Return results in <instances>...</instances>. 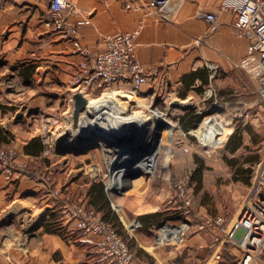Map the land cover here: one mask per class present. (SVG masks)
Masks as SVG:
<instances>
[{"label": "crops", "instance_id": "obj_1", "mask_svg": "<svg viewBox=\"0 0 264 264\" xmlns=\"http://www.w3.org/2000/svg\"><path fill=\"white\" fill-rule=\"evenodd\" d=\"M71 1L77 7L72 18L84 21L79 29L81 42L90 48H103V36L131 29L144 20L136 56L150 72L142 93L159 92L163 84H169L172 91L180 84L184 96L199 84L212 81L218 71L230 74L237 70L245 76V94L260 87L261 69L238 66L247 54L248 40L237 34L233 11L219 9L222 0H182L177 8L178 0H170L166 7L170 14L163 19L127 9L121 0ZM48 7V0H0V142L16 149V159L24 164L26 173L18 178L0 174V264H97L95 237L80 232L73 221L59 215L67 199L98 211L126 242L129 237L127 244L138 263L171 264L170 260L191 244L166 250L163 245L168 242L157 241V205L149 209L136 199L131 204L122 203L119 210L126 205L122 216L108 202L101 184H79L74 176L67 178L61 157L72 151L58 149L56 158L43 154L38 139L40 116L58 114L64 121L71 117L74 91L70 79L78 60L69 41L42 23ZM206 10L218 15L219 26L213 33L208 31L207 20L197 13ZM117 86L128 89L123 83ZM46 97L53 98L52 102L47 103ZM21 109L26 124L17 118ZM52 183L61 187L60 195L50 194ZM134 217L139 224L130 233L123 221ZM56 220L60 232L48 231L46 227ZM192 229L188 241L197 250L206 249L193 263L201 264L204 259L203 264H226L230 255L238 258L239 253H234L240 250L238 245L223 238L214 242L208 230L204 231L209 239L200 238L203 230ZM218 250L222 259L214 257Z\"/></svg>", "mask_w": 264, "mask_h": 264}, {"label": "rangeland", "instance_id": "obj_2", "mask_svg": "<svg viewBox=\"0 0 264 264\" xmlns=\"http://www.w3.org/2000/svg\"><path fill=\"white\" fill-rule=\"evenodd\" d=\"M121 1L127 8L126 0ZM244 77L239 70L237 73L232 71L230 74L218 71L215 78L209 81L215 88L216 103H213L215 99L213 94L204 98L203 90L209 82L205 83L206 86L199 84L184 96L181 95L184 89L180 87V84L172 91L169 84H163L161 90L154 94L139 91L134 95L121 89L122 92L119 93L124 94L113 96L112 101L122 103L121 107L124 111L127 110L134 115L140 114L148 122L142 132L137 130L136 133L130 134L127 143L133 147V154L143 147H149L154 140L152 138L157 135L154 134L157 129L169 131V136L154 140L156 152L152 173L134 178H131L129 174L126 176L122 174L121 179L124 180L122 186H115L108 194L106 193L103 186L104 181H110L111 175L113 176L109 170L113 157H117V154L119 158L123 154L128 158L133 156L131 152L119 154L116 151L120 148L115 144L119 136L117 133L114 134L116 137L112 142L115 145L99 141L94 148L86 152L74 154L72 151L63 158L59 156L65 161L64 169L67 170V178L74 176L79 184L85 181L101 184L107 199L109 198L108 202L111 199L116 203L127 205L138 200L140 204L142 203L141 205L149 209L157 205L160 220L157 226L166 223L177 227L184 219L175 210L179 203L175 186L177 182H183L186 185L195 208L200 209L203 214L210 217L220 214L227 219L235 218L239 214L244 197L249 192L254 174L261 170L264 171V100L257 96L255 87L248 94L243 92ZM113 86V90H117V84ZM71 88L75 90L72 86ZM98 95L100 92L95 91L89 98L93 101ZM49 98L46 97L47 103L53 100ZM74 106L75 102L71 117L65 121L58 114L50 113L40 116L42 119L38 139L41 144L43 139L51 136L52 131L56 134L51 152L44 156L56 158L58 157L57 150L66 148L64 137L66 135L69 137V133L73 132L76 125L73 116ZM122 109L119 108V111L121 112ZM85 110L86 108L79 115L80 119L77 123V129L80 126L79 130L89 129L88 126L92 124V114ZM17 118L23 121V124L27 123L22 109L18 111ZM46 119L49 120L47 130H42V124ZM59 127L64 130H56ZM68 140L75 141L74 137ZM42 146L44 149V144ZM12 149L17 153L15 148ZM93 164L97 168L95 174L90 172ZM50 188L62 191L61 187L54 183ZM126 205L124 210L118 211L122 216L126 211ZM61 210L59 215H61ZM54 215H50L49 218H54ZM54 223L59 225L58 220ZM202 230L199 234L202 236L200 238L209 239L204 231L206 229ZM189 231H194V229H185L181 235L183 240L181 245L177 243L181 240L180 238L178 240V233L164 241L168 242L163 245L166 250L177 246L184 247L183 245L187 242L191 244L184 247L182 253L172 258L171 264H195L193 263L195 256H198L201 250L203 255L206 250L203 248L197 250L191 240L188 241ZM126 239L130 243L129 237ZM189 248L191 251L187 250ZM239 251L235 249L234 253H239ZM230 256L232 257L224 263L234 264L235 254ZM203 262L204 259L200 260L201 264Z\"/></svg>", "mask_w": 264, "mask_h": 264}, {"label": "built area", "instance_id": "obj_3", "mask_svg": "<svg viewBox=\"0 0 264 264\" xmlns=\"http://www.w3.org/2000/svg\"><path fill=\"white\" fill-rule=\"evenodd\" d=\"M169 1L126 0V7L132 10H142L145 15L155 14L163 19L170 14L166 10ZM48 2V15L42 20V23L46 27H50L61 39L68 40L71 44V53L78 58L76 70L70 79V86L75 89L74 92H82L90 101L89 96L95 91L100 92L98 99L113 91L114 84H126L128 89L125 90L134 95L141 90L150 72L149 67L136 56L137 39L144 29L143 19L138 20L131 29L103 36V48H90L80 39L79 29L84 21L72 18V14L77 11L76 4L71 0H48ZM181 2L182 0H178L175 8ZM220 8L233 11L235 15L233 25H235L237 34L248 40L247 54L239 60L238 66L261 69V83L257 90V96L264 100V0H222ZM197 13L207 20L210 33L218 29V15L215 11L206 10L197 11ZM117 89L123 88L118 87ZM203 94L204 98H208L211 94L215 98V88L212 83L209 82L208 86L204 88ZM216 101L215 98L213 103ZM48 123L49 120L46 119L42 124V130H47ZM77 127L76 124L75 128L77 129ZM59 128L56 130H64L62 127ZM75 128L72 133H69V137H65L64 143L70 142L68 139H72L76 134ZM55 135V132L52 131L51 136L42 140V144L45 146L44 155L51 152L55 143ZM129 152L134 153L133 147ZM155 152L156 149L153 147L141 156H147L148 159L151 156L152 158L151 165L146 167L143 176L146 173H152ZM24 168V164L17 161L15 150L0 143V174L6 178H18L26 174ZM96 169V165L93 164L90 172L95 174ZM175 186L177 201H179L175 210L184 218L176 227L179 231L178 240L181 239L185 229H192V227L206 229L211 234L212 241L219 242L223 238L226 242H232L240 247L238 258L234 264H264L263 170L254 174L249 192L240 206L239 214L232 219H227L220 214L212 217L203 214L200 209L195 208L186 185L183 182H177ZM114 187L111 179L104 181L103 188L107 194ZM48 189L51 195L61 194L60 189L50 187ZM109 202H111L114 211L118 212L121 204L111 199ZM61 209V218L73 221L80 232L95 237L94 245L97 249L94 259L97 264H143L134 259L124 237L101 213L89 209L84 203L75 200L63 202ZM123 224L125 229L132 233L133 229L138 226L139 219L134 217L131 221H123ZM164 225L168 224L164 223L156 227L158 242H164L170 238H167L163 229ZM214 257L222 259L220 250L215 252Z\"/></svg>", "mask_w": 264, "mask_h": 264}, {"label": "bare ground", "instance_id": "obj_4", "mask_svg": "<svg viewBox=\"0 0 264 264\" xmlns=\"http://www.w3.org/2000/svg\"><path fill=\"white\" fill-rule=\"evenodd\" d=\"M119 92H122L121 90H113L109 94L105 96H101L98 99L96 98L93 101H89L86 105V110L88 113L92 114V121L91 126H88L89 129L85 130H75L76 134H74V139L79 140L82 137H88L89 135L97 134L98 136L105 139L107 142H113V138L116 137L114 134H119L118 139H120L124 134H132L136 133L135 131L139 130L142 132L144 128L146 127L145 124L148 123L144 117H141L140 114L134 115V113L127 112V110H123L121 107L120 102L112 101V97L115 95H122ZM124 92V91H123ZM126 94V93H125ZM84 108V109H85ZM115 108H117L115 110ZM119 108H121V112L119 111ZM80 119V118H79ZM155 138H152L154 140L158 139L159 137H166L169 134V131L166 130H160L157 129ZM65 135V134H64ZM169 136V135H168ZM67 137V135L65 136ZM117 139V141H118ZM152 141L149 144V147L152 149L154 147L155 149V141ZM115 140V142H117ZM103 142V141H101ZM115 145L114 143H112ZM129 147V148H128ZM122 149V150H121ZM120 150L122 152H120ZM119 154H122L123 152H129L130 146H120L116 150ZM115 152V151H114ZM111 154V153H110ZM116 154V153H115ZM152 155V154H151ZM151 156L148 157H140L138 160L134 161L130 159V157H126L124 154L123 156L113 157L111 160L112 163L109 166L110 173H113L114 177L111 178L113 184L115 186H120L124 183V180L121 179L122 174H129L130 171L135 170L136 172H139V175L143 176L144 171H146V167L151 165ZM129 167V168H128ZM130 169V170H129ZM112 176V175H111ZM129 179V178H128ZM122 186V185H121ZM126 186V185H124ZM133 186V185H132ZM163 229L166 232L167 238L173 236L174 234L178 233L179 231L175 226L172 225H164Z\"/></svg>", "mask_w": 264, "mask_h": 264}, {"label": "water", "instance_id": "obj_5", "mask_svg": "<svg viewBox=\"0 0 264 264\" xmlns=\"http://www.w3.org/2000/svg\"><path fill=\"white\" fill-rule=\"evenodd\" d=\"M74 98V102H75V106L73 109V116H74V124H77L79 122V118H80V112L82 110H84V108L86 107V105L88 104V100L85 97V95L78 91L73 95ZM130 134H124L120 139H118V141L116 142V144L118 146H129V144L127 143V141L129 140ZM65 139V137H64ZM99 141H103L105 144H111V142H107L105 141L104 138L98 136L97 134L94 135H89L88 137H82L79 140H75L74 142H65L66 145V150L68 151H73L74 154H80L81 152H86L92 148H94V146H96V144H98ZM132 141V140H130ZM151 148L150 147H143L140 149V151H138L136 154H133L131 152V154H133V156H131V161L134 160H138L142 155L146 154ZM131 178H134L136 176H139V172H136L135 170L130 171V175Z\"/></svg>", "mask_w": 264, "mask_h": 264}, {"label": "trees", "instance_id": "obj_6", "mask_svg": "<svg viewBox=\"0 0 264 264\" xmlns=\"http://www.w3.org/2000/svg\"><path fill=\"white\" fill-rule=\"evenodd\" d=\"M59 225H57V224H55V223H53V225H48L47 227H46V229L48 230V231H51V232H53V231H55V232H60L59 230Z\"/></svg>", "mask_w": 264, "mask_h": 264}]
</instances>
